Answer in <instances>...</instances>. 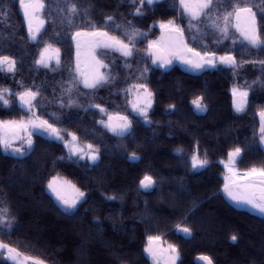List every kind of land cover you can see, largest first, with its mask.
Listing matches in <instances>:
<instances>
[{
	"label": "trees",
	"instance_id": "16d2710c",
	"mask_svg": "<svg viewBox=\"0 0 264 264\" xmlns=\"http://www.w3.org/2000/svg\"><path fill=\"white\" fill-rule=\"evenodd\" d=\"M45 29L38 37L61 49V66L38 68L33 57L42 44L28 38L20 0H0V55L17 60V70H0V88L21 91L18 85L40 89L37 112L64 132L100 149L95 164L71 158L65 146L43 135L33 136L34 151L27 156L5 153L0 147V202L16 226L5 231L0 227V241L47 264H152L144 251L147 237L159 235L165 244L179 249L177 264H201L198 257L210 256L214 264H264V217L230 203L223 194L225 168L222 161L235 147L243 149L236 165L245 171L264 166V147L260 137L259 113L264 111V51L242 46L227 48L206 43L210 51L231 53L238 68L218 65L194 73L174 65L162 69L151 65L145 52L147 40L160 34L156 23L175 20L190 32L175 0L158 1L143 16H133L131 0H43ZM76 3L87 9L74 16L103 25L111 15L123 29L125 22L147 33V40L135 45L133 57L125 61L111 51L101 55L113 69L115 82L92 95L81 87V107L60 109L57 98L61 82L69 77L74 64V45L68 36L73 28L64 22L67 5ZM138 4V0H137ZM107 30L121 36L120 31ZM59 33L60 38H55ZM194 47L204 49L201 45ZM257 61V63H252ZM144 67L148 71L143 73ZM145 82L155 95L149 112L151 125L145 124L128 108L123 89ZM249 90L246 107H234L231 89ZM204 97L207 112H198L191 103ZM11 108L0 106V119L21 120L28 115L11 96ZM89 100L102 104L110 113L119 112L133 120L134 133L120 138L97 122L92 110L84 111ZM169 104L176 106L168 109ZM55 113V117L51 114ZM183 150V155L177 153ZM199 151L207 166L193 169L190 160ZM135 152L140 159L130 160ZM151 175L157 184L142 190L139 181ZM62 177L86 193L79 211L65 215L47 191L48 181ZM115 196L110 200L107 197ZM98 221V222H97ZM189 227L192 236L177 231ZM238 239L233 242L231 236ZM0 264H13L0 255Z\"/></svg>",
	"mask_w": 264,
	"mask_h": 264
},
{
	"label": "snow or ice",
	"instance_id": "6c2138e0",
	"mask_svg": "<svg viewBox=\"0 0 264 264\" xmlns=\"http://www.w3.org/2000/svg\"><path fill=\"white\" fill-rule=\"evenodd\" d=\"M158 0H131L135 7V11L131 13L133 16H143L144 9H153ZM20 4L24 9V17L26 20L27 35L32 41L42 44L38 54L33 57V63L38 67L45 69H54L61 66V49L56 47L54 43L41 41L38 37L41 35V29L45 23L39 19L37 13L45 8L43 0H20ZM173 8L178 10L183 21L186 23L188 30L192 33L190 37L193 44L197 42V38L203 39L209 32L216 36L217 42L221 40L231 39L232 35L238 34L242 46L251 47L264 51V0H175ZM83 11L87 15V9H79L76 3L67 5L64 22L68 24L71 31L68 36L70 44L74 45L75 60L74 64L69 65L71 71L66 81L61 82V94L57 98L60 109L71 108L73 106L81 107L79 104V89L83 87L92 95L96 90L105 86H109L115 82L113 69L101 59V55H107L108 51L119 54L124 59L125 67L127 61L133 57L135 45L138 42L147 40V33L125 22L122 29L116 24L113 16L109 15L104 18L103 25H95L90 21H83L80 26L74 23V16ZM157 26V25H154ZM112 27L113 31H120L121 36L112 35L107 30ZM158 28L162 35L159 40H147L145 52L147 58L151 60L153 65L168 69L174 61L179 60L188 65L190 68L200 71L207 68H216L218 64L229 66L233 69L238 68L239 64L236 57L231 53L217 56L215 51H198L196 47L189 44L185 39V29L177 24L175 20H161L158 22ZM59 33L55 38L59 40ZM235 44L236 40H232ZM201 47L208 48L206 43H201ZM252 63H257L253 61ZM264 68V60L258 61ZM0 70H6L9 73H15L17 70V60L9 55H0ZM148 68L144 67L138 80H142L143 73ZM21 91L13 92L8 88H0V106L11 108V103L6 97H17L19 105L30 113L27 120H2L0 119V147L5 153H12L19 157L27 156L34 151L33 135H49L60 140L69 149L70 154H75L81 158H87L93 164L101 158L99 147L88 144L86 149L77 146L78 136L74 132L65 131L61 133V129L57 128L54 123H50L48 119H44L37 115L35 109L37 107V97L40 89L33 87H25L23 84L18 85ZM126 96L132 95L133 99L129 102L130 109L136 117L151 125L149 112L155 102V95L145 82H138L128 85L123 89ZM249 93L247 90L233 88V96H239L242 103L238 102L235 107L238 111L243 110ZM191 103L198 112H207V104L204 103V97L198 96ZM174 104H169L170 111L175 110ZM99 110L107 119H101L98 124L103 126L114 136L125 138L133 135V120L127 115L119 112L109 114L108 110L102 104L94 103L89 100L84 111ZM55 117V113L51 114ZM261 118L260 141L264 143V111L259 113ZM70 139H65V137ZM20 142V146H16V142ZM243 149L235 147L228 153L230 163L228 164L229 175L225 178L226 182L223 186V192L235 204L244 208L250 206L258 210L264 216V166H251L243 173H239L234 165L238 159H242ZM179 155H183L182 149H177ZM130 160H139L140 157L132 152L129 156ZM190 163L193 169L205 168L207 160L200 158L197 151L191 157ZM142 190H149L156 186L157 182L151 175H145L139 181ZM47 189L55 198V202L59 206V210L65 215L73 216L79 211V205L86 200V193L76 188L70 182L60 180L53 177L48 181ZM69 190L71 195H69ZM114 200L115 196L107 197ZM98 222V221H97ZM16 223L11 219V213L6 209H0V227L8 231L14 229ZM178 232L184 233L186 236H192L193 230L189 227H177ZM238 237L233 234L231 240L237 241ZM144 251L152 258L154 264H177L180 259L179 249L169 244L166 248L161 246V237L159 235H150L147 237V245ZM0 253L5 254L6 259L12 261L13 264H26L32 261V264H43L42 261H33L31 257H23L22 253L9 244L0 241ZM204 264H214L212 258L207 255L198 257Z\"/></svg>",
	"mask_w": 264,
	"mask_h": 264
},
{
	"label": "rangeland",
	"instance_id": "374dc122",
	"mask_svg": "<svg viewBox=\"0 0 264 264\" xmlns=\"http://www.w3.org/2000/svg\"><path fill=\"white\" fill-rule=\"evenodd\" d=\"M158 1H161V0H158ZM225 2H227V0H225ZM44 3V2H43ZM45 5V4H44ZM20 7H21V12H22V14H23V17H24V9H23V7L21 6V4H20ZM46 8V7H45ZM45 8L43 9V10H41L39 13H37V16H38V18L39 19H42V20H44L45 21V23H44V25H43V28L41 29V32L45 29V27H46V25H47V20H46V18H45V16H44V11H45ZM24 21H25V24H26V20H25V17H24ZM156 25H157V27H158V23H156ZM26 29H27V27H26ZM159 29V28H158ZM142 31V30H141ZM143 32V31H142ZM190 32V31H189ZM161 35H162V33H161V31H160V34L156 37V38H153V39H150V40H159L160 39V37H161ZM192 36V33L190 32V37ZM185 39L186 40H188V42H189V44L191 45V46H193L194 47V45H193V43H192V41H190L189 40V38L187 37V35H186V33H185ZM232 40H236V42H241L240 41V38H239V35L238 34H235V35H232L231 36V39H228V40H221L219 43L217 42V38H216V36L215 35H213L212 33H208L205 37H203V39L201 40V38H197V42L195 43V45H201V43H208V42H211V43H218V44H220V45H223V46H225V47H227V48H230L231 46H232ZM197 48V47H196ZM197 50L198 51H206V50H209V49H200V48H197ZM226 53H224V54H218L217 53V56H222V55H225ZM101 58V57H100ZM101 59H103V58H101ZM105 61V60H104ZM150 62H151V60H150ZM105 63H106V61H105ZM107 64V63H106ZM151 65H153L152 63H151ZM174 65H178V66H180L181 68H183V69H185V70H187V71H190V72H194V73H199V72H201V71H203V70H200V71H197V70H194V69H192V68H190L188 65H186V64H184V63H182L181 61H179V60H176V61H174L173 62V64L168 68V69H170L171 67H173ZM218 65H221V64H218ZM153 66H156V67H159L158 65H153ZM161 68V67H160ZM162 69H164V68H162ZM208 69V68H207ZM166 70V69H165ZM205 70V69H204ZM233 88H239V89H241V90H247L246 88H241V87H239V86H237V85H235V86H233L232 87V89H231V92H232V95H233ZM248 91V93H249V90H247ZM125 97H126V103H127V106H128V108H129V110L131 111V109H130V104H129V102L133 99V96L132 95H128V96H126L125 95ZM7 99H9V101H10V103H11V105L14 103V101H13V99L11 98V97H6ZM233 101H234V107H235V104L236 103H238V102H240V103H242V101H241V99H240V97L239 96H237V97H234L233 96ZM16 102H17V104L19 105V103H18V100H17V97H16ZM37 104H38V101H37ZM20 106V105H19ZM21 107V106H20ZM193 107H194V109L196 110V108H195V106L193 105ZM244 107H246V104L244 105ZM243 107V108H244ZM22 108V107H21ZM23 109V108H22ZM235 109H236V107H235ZM26 111V110H25ZM35 111H36V113H37V115H38V112H37V107H36V109H35ZM197 111V110H196ZM132 112V111H131ZM28 113V112H27ZM92 113L96 116V118H97V122L99 121V120H101V119H107V117L104 115V114H102V113H100L99 112V110H92ZM108 113L109 114H112V113H110L109 111H108ZM133 113V112H132ZM134 114V113H133ZM30 113H28V115L26 116V117H24L23 118V120H27V119H29L30 118ZM123 115H125V114H123ZM39 116V115H38ZM259 119H260V127H261V118H260V116H259ZM103 127V126H102ZM104 128V127H103ZM61 133L63 134L64 133V131L63 130H61ZM111 133V132H110ZM35 135V134H34ZM33 135V136H34ZM43 136H45V137H47V138H49V139H52V140H57V139H55L54 137H52V136H49V135H43ZM32 139H33V137H32ZM65 139H70V137H65ZM57 141H60V140H57ZM63 145H64V143L62 142V141H60ZM77 143V146H79V147H83V148H85L86 149V146L88 145V144H86V143H84V142H82L80 139H78V141L76 142ZM262 143V142H261ZM16 146H20V142L19 141H17L16 142ZM65 146V145H64ZM262 146L264 147V143H262ZM65 148H66V150H67V152H68V154L70 155V157L71 158H74V159H78V160H84V161H87L89 164H93L90 160H88L87 158H81V157H78V156H76L75 154H70L69 153V149L65 146ZM9 154H12V153H9ZM13 155H15V154H13ZM97 163V162H96ZM230 163V158H229V156H228V158L226 159V160H223L222 161V165L224 166V168H225V174H224V182H226V177L229 175V172H228V164ZM234 167H235V169L239 172V173H243L244 171L243 170H239L238 169V167H237V165L235 164L234 165ZM198 169H201V168H198ZM197 170V169H196ZM56 177H58L60 180H65V181H68V180H66V179H64V178H62V177H59V176H56ZM68 182H70V181H68ZM71 183V182H70ZM72 184V183H71ZM73 185V184H72ZM77 188V187H76ZM150 190V189H149ZM223 190V189H222ZM47 191L50 193V191L47 189ZM51 194V193H50ZM69 195H71L72 193H71V191L69 190V193H68ZM223 194H224V192H223ZM52 195V194H51ZM225 195V197L227 198V200L230 202V203H232L233 205H235L236 207H238L236 204H235V202H233L226 194H224ZM54 198V197H53ZM55 199V198H54ZM238 208H240V207H238ZM0 209H6V207H5V205H4V202H0ZM241 209H245V210H248V211H250V212H252V213H254V214H257V215H260V216H262L260 213H259V211L258 210H255V209H253V208H251L250 206H246V207H244V208H241ZM264 217V216H263ZM182 233V232H181ZM184 234V233H183ZM185 235V234H184ZM169 244H165L163 241H162V239H161V246L162 247H164V248H166L167 246H168ZM0 255L2 256V257H4V258H6V256H5V254H3V253H0ZM148 255V254H147ZM149 256V255H148ZM23 257H31V258H33V261H36V260H38V261H41V260H39V259H36V258H34V257H32V256H28V255H25V254H22V258ZM150 257V256H149ZM200 257V256H199ZM150 259H151V262H152V264H154V262H153V260H152V258L150 257ZM198 259V258H197ZM198 261L201 263V264H204V262L203 261H201V260H199L198 259ZM43 262V264H47V263H45L44 261H42ZM178 262V261H177ZM26 264H32V261H28V262H26ZM161 264H163V260H161Z\"/></svg>",
	"mask_w": 264,
	"mask_h": 264
}]
</instances>
